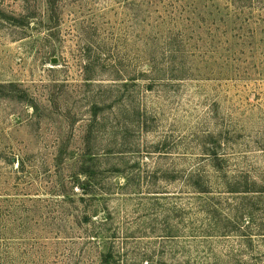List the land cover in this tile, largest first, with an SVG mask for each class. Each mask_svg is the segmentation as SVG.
<instances>
[{
	"label": "rangeland",
	"instance_id": "obj_1",
	"mask_svg": "<svg viewBox=\"0 0 264 264\" xmlns=\"http://www.w3.org/2000/svg\"><path fill=\"white\" fill-rule=\"evenodd\" d=\"M0 264H264V0H0Z\"/></svg>",
	"mask_w": 264,
	"mask_h": 264
},
{
	"label": "trees",
	"instance_id": "obj_2",
	"mask_svg": "<svg viewBox=\"0 0 264 264\" xmlns=\"http://www.w3.org/2000/svg\"><path fill=\"white\" fill-rule=\"evenodd\" d=\"M51 8H52V6L51 5H49ZM53 9V8H52Z\"/></svg>",
	"mask_w": 264,
	"mask_h": 264
},
{
	"label": "water",
	"instance_id": "obj_3",
	"mask_svg": "<svg viewBox=\"0 0 264 264\" xmlns=\"http://www.w3.org/2000/svg\"><path fill=\"white\" fill-rule=\"evenodd\" d=\"M54 63V62H53Z\"/></svg>",
	"mask_w": 264,
	"mask_h": 264
}]
</instances>
